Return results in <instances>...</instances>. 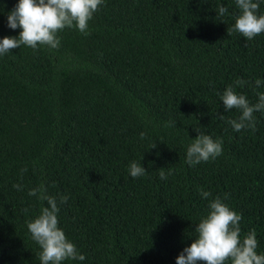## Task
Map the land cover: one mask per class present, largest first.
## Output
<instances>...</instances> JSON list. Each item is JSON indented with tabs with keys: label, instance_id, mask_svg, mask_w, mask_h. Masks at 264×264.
Masks as SVG:
<instances>
[{
	"label": "trees",
	"instance_id": "1",
	"mask_svg": "<svg viewBox=\"0 0 264 264\" xmlns=\"http://www.w3.org/2000/svg\"><path fill=\"white\" fill-rule=\"evenodd\" d=\"M17 3L0 0V38L21 31L7 26ZM238 11L236 0H103L87 34L65 28L57 49L0 55V264H40L27 222L47 206L28 194L42 183L68 196L59 227L85 256L63 264H176L217 196L264 253V112L234 131L240 112L218 95L237 79L252 103L264 92V32L228 34ZM195 129L223 151L190 166Z\"/></svg>",
	"mask_w": 264,
	"mask_h": 264
},
{
	"label": "clouds",
	"instance_id": "2",
	"mask_svg": "<svg viewBox=\"0 0 264 264\" xmlns=\"http://www.w3.org/2000/svg\"><path fill=\"white\" fill-rule=\"evenodd\" d=\"M103 0H18L15 7L6 13L7 26L11 29L20 28L18 36H4L0 38V55L7 54L13 49L25 45L32 49L39 46H47L57 49L60 46L58 33L65 28H75L81 33L87 34L89 21L97 12ZM238 13L235 15V23L230 32H237L252 40L264 32V13L259 11V0H236ZM4 11V5H0V12ZM228 9L220 5L218 14L224 16ZM246 83L243 79H237L228 85L222 93L218 92L225 111L237 109L240 115L235 119H229L227 123L234 131L244 129L255 130L256 122L254 113L264 112V92H257V100L252 103L242 93L236 91ZM264 86V81L257 78L254 81V89ZM221 120L223 114H217ZM197 135L192 139L186 151V162L195 166L200 162L215 159L222 154L223 141L213 139L211 135L195 129ZM141 133V139L144 138ZM157 143H152L149 149L155 148ZM143 158V157H142ZM27 169H22V172ZM147 169L141 162L132 161L129 166V174L136 178L143 176ZM160 178L166 180L167 174L161 170ZM16 190H21V184L13 185ZM29 196H37L40 201L47 202L35 218L27 222V228L32 239L39 245L40 264H63L66 260L83 261L85 256L81 254L76 245L70 241L65 232L59 227L58 213L60 205L68 201L67 195H49L46 186L42 183L37 188L29 190ZM208 191L201 190V196L208 198ZM27 212V209H24ZM241 214L237 213L224 203L220 197L212 199L207 213L201 217L195 227L196 236L192 237L190 245L186 246L176 257V264H264V253L258 254V241L254 229L241 238L240 221Z\"/></svg>",
	"mask_w": 264,
	"mask_h": 264
}]
</instances>
